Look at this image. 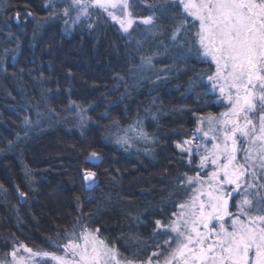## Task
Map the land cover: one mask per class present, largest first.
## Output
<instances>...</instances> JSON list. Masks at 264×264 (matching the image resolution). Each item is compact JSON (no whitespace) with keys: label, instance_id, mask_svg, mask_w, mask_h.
<instances>
[{"label":"trees","instance_id":"trees-1","mask_svg":"<svg viewBox=\"0 0 264 264\" xmlns=\"http://www.w3.org/2000/svg\"><path fill=\"white\" fill-rule=\"evenodd\" d=\"M46 1L0 0V260L9 261L14 243L62 252L54 242L78 219L99 227L124 258L143 260L156 243L154 221L167 220L169 193L189 171L175 148L195 128L189 109L222 111L213 95L193 103L187 91L193 68L208 66L174 59L175 50L156 42L134 51L103 12L93 29L66 35ZM147 11L135 0L134 16ZM141 55L153 57L151 67H141ZM91 151L100 154L97 165L84 162ZM85 169L97 173L91 188Z\"/></svg>","mask_w":264,"mask_h":264},{"label":"snow or ice","instance_id":"snow-or-ice-1","mask_svg":"<svg viewBox=\"0 0 264 264\" xmlns=\"http://www.w3.org/2000/svg\"><path fill=\"white\" fill-rule=\"evenodd\" d=\"M134 3L71 0L64 15L75 10V24L94 15L89 9L96 8L119 25L126 45L135 43L134 51L156 42L165 53L175 50L174 59L194 56L208 67L193 68L195 76L187 89L193 103L213 95V103L223 109L219 113L189 109L197 116L196 127L175 144L189 171L177 177L175 190L169 193L172 211L167 220L154 221L151 254L143 260L124 258L99 227L93 229L78 219L64 239L54 242L63 252L34 251L14 243L6 254L11 262L0 264H28L35 257L55 264H264V0H140L148 11L139 17L132 12ZM140 60L141 67L152 66V56L141 55ZM141 136L148 138L143 131ZM99 159L100 154L91 151L84 162ZM96 176L84 170L87 188ZM31 180L28 174L30 187ZM17 192L21 198L28 196L20 188ZM48 195L56 198L57 192ZM21 249L27 257L19 254Z\"/></svg>","mask_w":264,"mask_h":264},{"label":"rangeland","instance_id":"rangeland-1","mask_svg":"<svg viewBox=\"0 0 264 264\" xmlns=\"http://www.w3.org/2000/svg\"><path fill=\"white\" fill-rule=\"evenodd\" d=\"M70 2L71 0H47L45 2V9H46V12H47V15L49 17H54V16H58L60 18L63 19V31L66 35H68L71 30L75 27V26H82L83 28H87V24L88 23H92L93 22V19H94V15L95 13L97 12H102L101 10L99 9H96V8H90L89 11L92 12L94 15L90 16V17H81V20L80 22L78 23H73V20L75 19L76 17V11L75 10H72L70 12V15L69 16H65L64 15V8L65 7H68L70 5ZM47 5V6H46ZM53 5H55V15H52L51 13L53 12ZM17 16H15L16 18ZM20 17V16H19ZM110 19V18H109ZM111 20V19H110ZM17 21V20H16ZM65 21H67V23H65ZM112 23H114L112 20H111ZM115 24V23H114ZM119 28V25L116 24ZM213 99L215 101L216 97L213 96ZM223 110V109H222ZM196 127V125H195ZM195 129V128H194ZM194 131V130H193ZM193 134V133H192ZM183 142V141H182ZM180 142V143H182ZM83 175V173H82ZM63 252V251H62ZM20 255H24L25 257L28 256L27 253H25L23 251V249L20 250ZM37 259H48L51 264H55L54 261L50 260L49 258L47 257H35L34 258V261H36ZM34 261H28V264H34ZM9 262H11V257H9Z\"/></svg>","mask_w":264,"mask_h":264},{"label":"water","instance_id":"water-1","mask_svg":"<svg viewBox=\"0 0 264 264\" xmlns=\"http://www.w3.org/2000/svg\"><path fill=\"white\" fill-rule=\"evenodd\" d=\"M99 162H100V159H99V160H94V161H92V162L89 163V164H90V165H97Z\"/></svg>","mask_w":264,"mask_h":264}]
</instances>
